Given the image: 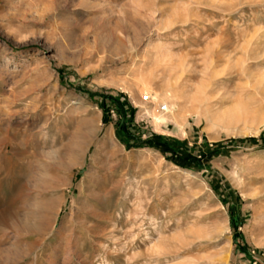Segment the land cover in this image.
I'll list each match as a JSON object with an SVG mask.
<instances>
[{
    "label": "rangeland",
    "instance_id": "1",
    "mask_svg": "<svg viewBox=\"0 0 264 264\" xmlns=\"http://www.w3.org/2000/svg\"><path fill=\"white\" fill-rule=\"evenodd\" d=\"M0 156V264H264V0H0Z\"/></svg>",
    "mask_w": 264,
    "mask_h": 264
},
{
    "label": "bare ground",
    "instance_id": "2",
    "mask_svg": "<svg viewBox=\"0 0 264 264\" xmlns=\"http://www.w3.org/2000/svg\"><path fill=\"white\" fill-rule=\"evenodd\" d=\"M119 45V44H118ZM157 52H158V50H156ZM156 54H158V53H156ZM171 58V57H170ZM168 59H169V57H168ZM165 60V59H164ZM142 75V74H141ZM140 80H142V79H140ZM139 83V82H138ZM140 84V83H139ZM143 84V83H142ZM145 85V84H144ZM167 86V85H166ZM165 110H167L166 108H164ZM174 109V108H173ZM155 122L156 123H158L159 122V120L158 119H155ZM83 135H84V137H87L88 136V134H89V132L88 131H86L85 133H82ZM82 142V141H81ZM86 142V141H85ZM79 147V146H78ZM80 148V147H79ZM11 151V150H10ZM17 151V150H16ZM12 152V151H11ZM14 153V152H13ZM17 153V152H16ZM4 155V154H3ZM12 155V154H11ZM11 155H9V156H11ZM2 156V155H1ZM0 156V157H1ZM13 156V155H12ZM2 157H4V156H2ZM6 157V156H5ZM3 160V162H4V159H2ZM10 160V157H8V161ZM5 161H7L6 159H5ZM7 163V162H6ZM10 163V162H9ZM61 163H63V162H61ZM5 164V163H4ZM11 164V163H10ZM6 165H8V164H6ZM5 166V165H4ZM72 166V165H71ZM9 167V166H8ZM62 168V167H61ZM9 169V168H8ZM47 204H48V202H47ZM46 204V205H47ZM44 205H45V203H44ZM45 205V206H46ZM49 206V205H48ZM47 206V207H48ZM43 207V206H42ZM1 214V213H0ZM3 214V213H2ZM46 214H48V212H47V210H46V208H44V209H42L41 211H38V213H36L35 214V216H34V219H35V222H33L34 224L32 225L31 223H29V224H31L32 226H28L27 224V226L25 225L24 226V228H23V233L25 232V233H27V234H32V235H41V234H44L45 232H46V223H45V218H46ZM93 214V213H92ZM95 214V213H94ZM54 215V214H53ZM6 216V215H5ZM26 216V215H25ZM1 217V216H0ZM3 217H4V215H3ZM94 218V217H93ZM32 219V218H31ZM27 223V222H26ZM6 224V223H5ZM21 224V223H20ZM21 226V225H20ZM45 235H43L42 237H44ZM40 241V240H39ZM30 245H31V243H30ZM159 245V244H158ZM157 247V246H156ZM159 248H161V247H159L158 246V249ZM24 251H26V252H29V251H32V249L30 248V247H25V248H23V249H13V252L15 253V255L16 256H18V258L20 259V258H23V255H25V254H22L21 252H24ZM162 252V251H161ZM160 253V252H159ZM159 255V254H158ZM15 257V256H14Z\"/></svg>",
    "mask_w": 264,
    "mask_h": 264
},
{
    "label": "trees",
    "instance_id": "3",
    "mask_svg": "<svg viewBox=\"0 0 264 264\" xmlns=\"http://www.w3.org/2000/svg\"><path fill=\"white\" fill-rule=\"evenodd\" d=\"M246 141L252 142L253 139H248ZM137 146L138 147H158V146H162V145L160 143L156 144V143H153L151 141H145V142H139Z\"/></svg>",
    "mask_w": 264,
    "mask_h": 264
}]
</instances>
